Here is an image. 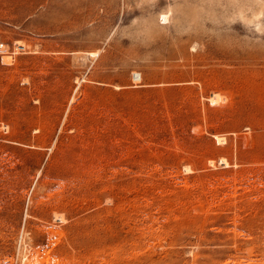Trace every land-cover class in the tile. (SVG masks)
<instances>
[{
  "label": "rangeland",
  "instance_id": "1",
  "mask_svg": "<svg viewBox=\"0 0 264 264\" xmlns=\"http://www.w3.org/2000/svg\"><path fill=\"white\" fill-rule=\"evenodd\" d=\"M1 44L0 264H264V0H0Z\"/></svg>",
  "mask_w": 264,
  "mask_h": 264
},
{
  "label": "bare ground",
  "instance_id": "2",
  "mask_svg": "<svg viewBox=\"0 0 264 264\" xmlns=\"http://www.w3.org/2000/svg\"><path fill=\"white\" fill-rule=\"evenodd\" d=\"M162 20H163L164 22H166V20H167V16L164 15L163 18H162ZM137 76H138V75H137ZM136 78H139V77H136ZM217 98H218V95L215 94V95H213V96L210 98V100H211L212 102H214V101H216Z\"/></svg>",
  "mask_w": 264,
  "mask_h": 264
},
{
  "label": "built area",
  "instance_id": "3",
  "mask_svg": "<svg viewBox=\"0 0 264 264\" xmlns=\"http://www.w3.org/2000/svg\"><path fill=\"white\" fill-rule=\"evenodd\" d=\"M3 46H4V45L1 44V45H0V48H2Z\"/></svg>",
  "mask_w": 264,
  "mask_h": 264
}]
</instances>
